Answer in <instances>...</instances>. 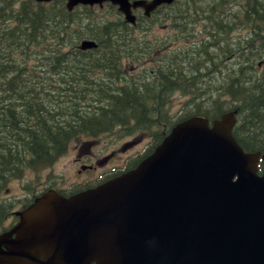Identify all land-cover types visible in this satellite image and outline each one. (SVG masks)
I'll list each match as a JSON object with an SVG mask.
<instances>
[{
	"label": "trees",
	"instance_id": "16d2710c",
	"mask_svg": "<svg viewBox=\"0 0 264 264\" xmlns=\"http://www.w3.org/2000/svg\"><path fill=\"white\" fill-rule=\"evenodd\" d=\"M235 3L238 20L255 23L254 36L235 39L237 28L213 17L211 31L221 39L205 41L207 26L197 21ZM177 12L184 23L175 26L174 40L144 44L58 0H0V181L25 164L53 165L79 135L150 132L149 148L128 170L179 121H212L229 111H238L234 135L242 147L264 152V0H184ZM85 39L98 47L82 49ZM173 90L185 100L176 115L161 99Z\"/></svg>",
	"mask_w": 264,
	"mask_h": 264
},
{
	"label": "water",
	"instance_id": "95a60500",
	"mask_svg": "<svg viewBox=\"0 0 264 264\" xmlns=\"http://www.w3.org/2000/svg\"><path fill=\"white\" fill-rule=\"evenodd\" d=\"M104 1L130 7L68 5ZM173 1L153 0L147 13ZM237 113L181 120L136 167L70 196L43 194L16 237L0 238V263L264 264V152L238 142Z\"/></svg>",
	"mask_w": 264,
	"mask_h": 264
},
{
	"label": "flooded vegetation",
	"instance_id": "af4514ba",
	"mask_svg": "<svg viewBox=\"0 0 264 264\" xmlns=\"http://www.w3.org/2000/svg\"><path fill=\"white\" fill-rule=\"evenodd\" d=\"M40 1L53 2V0ZM58 1H60L62 5L70 11L76 10L78 12H81L82 16L94 13L93 15L96 14L95 17H97V19H102L103 21L107 20L112 26L119 28L122 31L123 35L133 36L138 42L144 44L155 43L165 39H168L171 42V40H174L175 38V35L173 34V32H175V26L184 23V21H178V18L181 17V15L174 14V12L176 13V11H180L184 0H174L170 4L163 3L152 9L149 13H147V8L153 0H127V3H129L130 7L127 8L126 12L121 9V6L119 4H115L111 1H104L102 4L78 3L72 9L69 8V0ZM141 1L143 2V5H137V3ZM209 8L214 7L208 5L203 6V9L205 10ZM216 8L218 9L219 7ZM163 14H165V16H168L167 20L159 19ZM241 15L242 13L240 12V6L239 4L235 3L233 5L227 6V10H224V8L220 9L215 15L208 14L206 12L205 14H203L204 19L197 21V23L202 27L207 26L205 28L206 30L203 33V38L207 42L218 41L219 39H221V36L219 35L220 33L211 31V27L215 26V23L212 19L213 17L226 18L224 20V23L236 27L237 30L233 31V34L231 33V35L235 39H250L254 36V31L252 28L254 27L255 23L253 21L248 22L245 20H238L239 16ZM231 17L236 18V20L234 19V21H232ZM189 24H191L190 21ZM170 29H173L172 32ZM159 30H167L169 33L167 35L168 37L162 36ZM171 44L172 46L170 45V47L173 48V41ZM141 69L142 68H139V72L144 73ZM149 72L151 73L153 71ZM170 92L173 93L175 91H168V93ZM161 99L166 107L172 108L174 106L175 94H165L161 97ZM152 102L153 100L151 99L147 100V103H150V105H152ZM143 132L149 133L150 139H152V135L150 132ZM101 136L102 135L98 137H89L88 139L97 140ZM122 137H124V134L120 133L119 138ZM76 138H78V136ZM85 143L88 145H92L90 142ZM148 148L149 146H146L143 149L142 154H144V151ZM113 157V154L107 155L106 153L105 155L96 159L90 158L88 164L80 165V168L77 172L79 175H82L88 170L98 171L108 165ZM76 161L80 163L81 159L79 158ZM120 167H122V164ZM47 170L48 167L32 168L25 164L23 169H20V172L17 176H13L8 181H0V238L3 235H8L9 239H14L16 237V233H12V237H10V233L21 222L22 214L26 212L39 197H41L48 191L55 190L62 195L70 196L88 188L95 187L118 175H113L114 170H112L105 173L104 175L98 174L94 178L87 177L85 179H81L77 182L67 185L64 188L62 186H57L55 184L56 181L48 180L46 173ZM1 248L3 250H7L6 244L2 242Z\"/></svg>",
	"mask_w": 264,
	"mask_h": 264
},
{
	"label": "rangeland",
	"instance_id": "374dc122",
	"mask_svg": "<svg viewBox=\"0 0 264 264\" xmlns=\"http://www.w3.org/2000/svg\"><path fill=\"white\" fill-rule=\"evenodd\" d=\"M161 17L162 15L159 19H161ZM181 17H179L178 20H182ZM159 31L162 36H167L169 34L167 30ZM173 34L176 35V31L173 32ZM150 63L152 62H147L145 64ZM183 101L185 100L180 94L175 96L174 106L171 108L174 115L180 112ZM120 131L121 129L116 128L115 132L104 133L97 140L88 139V135H79L78 138L73 139L69 145L68 151L53 165L48 167L46 172L48 180L56 181L55 184L57 186L65 188L67 185L81 179H85L87 177L94 178L98 174L104 175L114 169L119 170L121 169V164L124 169L137 154L143 152V149L151 144L152 139H150L149 133L143 131L139 132L137 130H134V132H126L123 130L124 137L119 138L121 133ZM85 142H90L92 145H88ZM106 153L107 155L113 154L114 156L108 165L98 171L88 170L82 175L78 174L77 171L80 168V165H87L90 158L96 159ZM79 158L81 159L80 163L76 161ZM19 172L20 171H18V173Z\"/></svg>",
	"mask_w": 264,
	"mask_h": 264
}]
</instances>
